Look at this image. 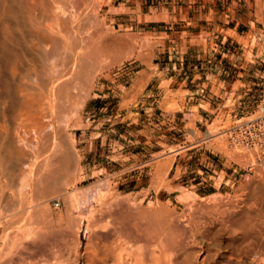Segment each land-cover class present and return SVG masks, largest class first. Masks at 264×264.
I'll return each instance as SVG.
<instances>
[{
  "label": "rangeland",
  "instance_id": "obj_1",
  "mask_svg": "<svg viewBox=\"0 0 264 264\" xmlns=\"http://www.w3.org/2000/svg\"><path fill=\"white\" fill-rule=\"evenodd\" d=\"M152 1V5L149 0L86 3L90 20L81 25V37L90 36L93 42L102 41L103 46L95 56L99 64L97 77L87 98L75 104L71 114L59 119L62 137L73 142L69 148L71 164L68 169L58 165L62 170L57 169V184L54 181L51 186L36 187L31 192L26 187L9 188L8 180L1 174L5 167L0 166V264H115L121 250H126L121 251V264H201L202 258V264H264L263 244L259 250L253 249L252 244L240 241V235L231 241V232L240 231L233 219L248 213L251 219L245 218L246 222L263 225L262 194L251 193L249 188L264 178V149L259 145L236 146L229 140V132L238 121L256 114L260 102L257 95L262 92L240 106L246 107L243 113L237 111L233 96L225 97V112L212 117L203 127L195 125L196 116H186V126L176 132L172 144L163 145L162 152L153 154L155 148L149 145L148 136L138 133L141 123L149 119V112L148 105L142 107L137 102L143 87L136 88L135 81L147 71L149 77L154 75L153 63L159 62L158 56H164L163 50L172 45L168 36L181 31L180 22L172 20L167 12L172 6H182L184 0ZM247 3H254L258 19L264 21V0ZM151 6L157 9H150ZM151 12L158 16H149ZM152 20L163 23H150ZM252 29L240 41L247 50V63L260 71L262 84L257 89L263 91L264 65L255 58L260 53H255L258 45L253 43V34L260 31L254 25ZM214 49L222 57L223 49ZM160 107L169 112L179 109L174 101ZM117 114L119 118L114 120ZM105 118H111L107 138L101 133ZM17 121L22 125L19 120L8 125L12 135L18 131L21 134ZM117 130L123 138L115 134ZM140 138L141 143H135ZM119 139L122 148L108 151V142ZM91 141L93 146L87 152ZM43 154L38 168L42 170V166L44 174L56 165L49 162L54 161L52 155L57 154L58 159L60 154L56 152L49 159ZM46 160L52 165H47ZM174 162L177 167L170 182L167 172ZM196 182H203L204 190L194 187ZM20 191L23 200L28 199L27 208L13 210L11 194ZM223 217L229 222L221 225L218 219ZM23 226L34 228L35 232L27 239L21 238L8 251L10 240ZM86 227L89 232L85 235Z\"/></svg>",
  "mask_w": 264,
  "mask_h": 264
},
{
  "label": "bare ground",
  "instance_id": "obj_2",
  "mask_svg": "<svg viewBox=\"0 0 264 264\" xmlns=\"http://www.w3.org/2000/svg\"><path fill=\"white\" fill-rule=\"evenodd\" d=\"M87 2L88 0H0V166L5 167L4 171L0 170L8 180L9 188L26 187L27 192H31L43 185L54 184V181L56 183L55 177H59V170H62L60 166L66 169L70 167L69 148L73 142L62 137L59 119L71 114L74 105L87 98L97 77L95 71L99 64L95 56L103 46L102 41L93 42L90 36L81 37L84 23L90 20ZM111 45L115 46V43ZM77 89L80 92L75 94ZM13 120H19L23 126L18 121L17 124L22 129H27H21V134L18 131V134L12 135L8 125L11 126L9 123ZM56 152L60 154L58 159H55L57 154L52 155ZM42 154L45 158L54 156L53 162L48 161L55 162L56 165L53 166L57 168L46 160L52 170L48 168L43 174V167L41 166L42 170L38 168ZM249 189L251 193L262 194L261 203L264 208V178ZM10 198L14 200L11 203L13 210H23L28 203V199L23 200L21 191L11 194ZM71 200L72 198L68 202ZM260 208L261 206L258 209ZM247 214L233 219L240 231L231 232V241L240 235L241 242L252 244L253 249L259 250L258 247L264 245V220L261 222L263 225H250L253 224L251 221H245V218L251 219ZM227 221L224 217L218 219L221 225ZM79 224L82 227L81 221ZM218 228V231L221 230ZM34 230L24 226L17 229L18 234H14L8 245L10 248L7 246L8 251L21 238L24 240L30 237L28 235ZM85 230L86 235L88 227ZM121 251L116 255L115 264H121ZM200 261L205 262L203 258Z\"/></svg>",
  "mask_w": 264,
  "mask_h": 264
},
{
  "label": "crops",
  "instance_id": "obj_3",
  "mask_svg": "<svg viewBox=\"0 0 264 264\" xmlns=\"http://www.w3.org/2000/svg\"><path fill=\"white\" fill-rule=\"evenodd\" d=\"M149 2L153 4L152 0ZM241 2L242 0H184L182 6H172L170 13L167 12L172 20L180 22L181 31L171 32L168 36L172 40V45L163 50L164 56H158L161 58L159 62L153 63L154 75L149 77L147 71L135 81L136 88L143 87L142 95L137 102L142 107L148 105L149 112V119L141 123L142 130L138 133L140 136H148L149 145L155 148L153 154L162 152L163 145L172 144L176 132H181L185 128L186 116H196L195 125L203 127L212 117H216L222 111L225 112L222 107L225 97L233 96L238 109L233 111L243 113L246 107L240 106L255 97L256 93L263 92L257 89L262 84L260 71L253 70V66L247 63V50L240 40L246 39L248 33L253 31L252 25L260 31L254 34L264 32V21L258 19V9L254 3L249 5L247 0H243L245 3L242 5ZM143 8L141 6L140 10L142 11ZM150 9L157 8L151 6ZM148 15L158 16L157 13L152 12ZM149 22L163 23L161 20ZM163 33L167 34V32ZM214 47L223 49L222 57L216 55L217 50ZM258 48L256 54L260 53ZM161 52L160 50L159 55L162 54ZM259 55H255L257 61ZM162 84H165V87H162ZM173 101L179 106L174 112L160 107L162 103L171 104ZM118 116L117 114L114 120H118ZM110 119H103L105 127H102L101 133L105 138L109 136L111 125L107 123ZM115 134L123 138L118 130ZM142 140L140 138L135 143H141ZM119 141L121 140L109 141L108 151L110 149L114 151L116 147L122 148ZM127 142L130 143V139ZM91 146L93 141L88 142L87 152H90ZM205 164L212 166V163L206 161ZM88 165L90 167V164ZM92 167L96 166L93 164ZM176 167L174 162L168 169L167 176L170 182L174 178L171 173L174 174ZM87 171L89 172L90 169L88 168ZM211 172L215 173V171ZM195 179L196 177L191 181ZM199 180L205 179L199 178ZM133 181L134 179L131 180ZM201 186L203 182H196L194 185L202 190L206 187Z\"/></svg>",
  "mask_w": 264,
  "mask_h": 264
},
{
  "label": "built area",
  "instance_id": "obj_4",
  "mask_svg": "<svg viewBox=\"0 0 264 264\" xmlns=\"http://www.w3.org/2000/svg\"><path fill=\"white\" fill-rule=\"evenodd\" d=\"M253 43L258 45L260 49L258 60L264 64V32L254 34ZM259 98L256 114L245 121H238L230 130L229 140L233 145L250 147L259 145L264 149V89ZM55 207H59V203H56Z\"/></svg>",
  "mask_w": 264,
  "mask_h": 264
}]
</instances>
